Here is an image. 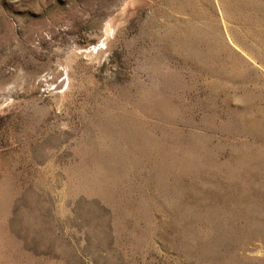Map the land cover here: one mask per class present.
Returning <instances> with one entry per match:
<instances>
[{"label": "rangeland", "instance_id": "obj_1", "mask_svg": "<svg viewBox=\"0 0 264 264\" xmlns=\"http://www.w3.org/2000/svg\"><path fill=\"white\" fill-rule=\"evenodd\" d=\"M0 264H264V0H0Z\"/></svg>", "mask_w": 264, "mask_h": 264}, {"label": "bare ground", "instance_id": "obj_2", "mask_svg": "<svg viewBox=\"0 0 264 264\" xmlns=\"http://www.w3.org/2000/svg\"><path fill=\"white\" fill-rule=\"evenodd\" d=\"M110 27V26H109ZM108 32V31H107Z\"/></svg>", "mask_w": 264, "mask_h": 264}]
</instances>
